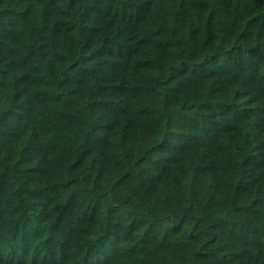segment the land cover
<instances>
[{
    "label": "trees",
    "instance_id": "1",
    "mask_svg": "<svg viewBox=\"0 0 264 264\" xmlns=\"http://www.w3.org/2000/svg\"><path fill=\"white\" fill-rule=\"evenodd\" d=\"M0 264H264V0H0Z\"/></svg>",
    "mask_w": 264,
    "mask_h": 264
},
{
    "label": "rangeland",
    "instance_id": "2",
    "mask_svg": "<svg viewBox=\"0 0 264 264\" xmlns=\"http://www.w3.org/2000/svg\"><path fill=\"white\" fill-rule=\"evenodd\" d=\"M142 82H143L144 84H147V83H148V80H147L146 78H142Z\"/></svg>",
    "mask_w": 264,
    "mask_h": 264
}]
</instances>
